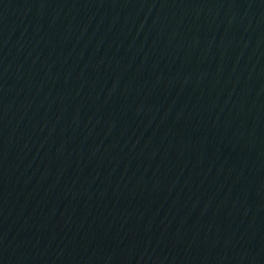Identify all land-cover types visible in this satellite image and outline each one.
I'll return each mask as SVG.
<instances>
[{"label":"water","instance_id":"1","mask_svg":"<svg viewBox=\"0 0 264 264\" xmlns=\"http://www.w3.org/2000/svg\"><path fill=\"white\" fill-rule=\"evenodd\" d=\"M0 264H264V0H0Z\"/></svg>","mask_w":264,"mask_h":264}]
</instances>
